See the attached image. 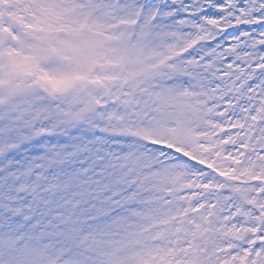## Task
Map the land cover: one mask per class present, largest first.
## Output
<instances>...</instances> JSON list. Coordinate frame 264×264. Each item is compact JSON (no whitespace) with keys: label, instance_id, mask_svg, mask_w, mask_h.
<instances>
[{"label":"snow or ice","instance_id":"obj_1","mask_svg":"<svg viewBox=\"0 0 264 264\" xmlns=\"http://www.w3.org/2000/svg\"><path fill=\"white\" fill-rule=\"evenodd\" d=\"M0 264H264V0H0Z\"/></svg>","mask_w":264,"mask_h":264}]
</instances>
